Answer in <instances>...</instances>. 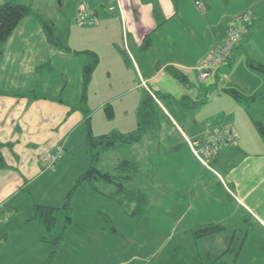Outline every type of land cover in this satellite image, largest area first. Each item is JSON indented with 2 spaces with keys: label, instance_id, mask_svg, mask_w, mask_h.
I'll use <instances>...</instances> for the list:
<instances>
[{
  "label": "crops",
  "instance_id": "0c3cea01",
  "mask_svg": "<svg viewBox=\"0 0 264 264\" xmlns=\"http://www.w3.org/2000/svg\"><path fill=\"white\" fill-rule=\"evenodd\" d=\"M196 1L78 0L74 14L64 22L63 40L69 48L65 51L46 37L41 18L46 19L41 15L43 7H39L42 0H0V6L14 3L34 12L0 45V154L7 165L0 170V215L5 217L0 224V264H47L51 248L41 241L43 229L37 220H31L32 211L35 206H62L68 191L88 168L87 151L81 156L83 160L79 153L86 143L85 114L79 108L85 105L83 69L92 60L88 53L99 59L86 101L94 136L136 131L143 92L164 98L160 101L162 124L134 145L159 152L162 145L150 144V137L171 142L173 154L151 170L159 185L161 220L170 222L165 231L168 239L154 245L153 237L141 233V225L120 212L133 232L127 233L132 236L130 246L121 258L117 244H110L112 237L101 231V218L94 209L103 198L88 191L83 201L72 202V224L53 264H157L162 247L167 244V250L180 237H192L198 227L214 224L240 232L251 221L264 250V136L257 125H264V98L239 103L226 93L235 90L247 97L260 93L263 77L248 67L247 57V85L227 87L237 79L235 60L244 50L242 42L228 65L212 79L202 82L199 71L231 18L252 11L219 18L214 0H205L203 11L196 7ZM52 3L49 0V10L44 12L54 11ZM59 3L63 7L62 0ZM82 6L94 24H89L88 18L79 20ZM224 21H228L226 25ZM254 24L253 19L243 40L249 41ZM146 40L150 41L147 49ZM254 59L264 65L262 59ZM168 68L182 73L185 84L175 80ZM28 85L31 89H26ZM122 89L123 93L117 94ZM110 93L115 95L106 97ZM129 95H133L136 108L134 118L129 120L128 113L116 111L112 121L105 117L107 107L112 111L123 107L119 101ZM207 124L230 126L238 133L236 144L218 148L209 159L211 169L195 158L188 145V140L204 142ZM120 147L110 151L126 149ZM145 148H140L142 157ZM58 149H63L61 159L47 170ZM78 161L83 163L79 166ZM67 176L71 178L65 183ZM136 176L128 188L140 192L138 179L143 173ZM179 177H185L184 183ZM101 184L97 183L98 189ZM89 200L93 203L87 209L83 203ZM148 219L147 226L153 232L150 216ZM92 238L97 240L92 242Z\"/></svg>",
  "mask_w": 264,
  "mask_h": 264
},
{
  "label": "trees",
  "instance_id": "16d2710c",
  "mask_svg": "<svg viewBox=\"0 0 264 264\" xmlns=\"http://www.w3.org/2000/svg\"><path fill=\"white\" fill-rule=\"evenodd\" d=\"M33 13L32 8L19 4L5 3L0 6V45L6 43L19 27L20 23L25 18L33 15ZM41 23L49 43L62 50L69 51V48L63 39H55V26L42 18ZM149 44L150 41L146 40L144 48L147 49ZM88 54L92 57V60L83 69V104H86L89 85L91 84L93 74L99 64V59L95 54ZM231 58L229 59V62L231 61ZM248 67L259 73L264 81L263 64L249 59ZM166 71L175 80L185 84L186 78L182 73L174 68H168ZM226 93L236 102L241 103L243 101H248L250 103L264 98V87L262 92L249 97L235 90H226ZM153 94L156 99L153 98L148 91L143 92L138 112V127L136 131L126 135L113 134L98 137L94 136L89 110L85 108V105H81L79 108L85 114L84 132L85 142L88 149V168L77 178L73 187L68 191L62 206H35L31 214V220H37L42 226L43 236L41 241L48 244L51 248L47 264H53L61 244L65 239L66 231L72 224V202L74 199L83 201L84 193H87L88 191L101 194V191L97 188V183L99 182L115 188V196L118 199V203L126 208L124 214L132 221L140 222L147 215L148 202L146 196L141 192L133 191L128 188L129 182L137 174V169L134 163L123 161L114 168L113 173H103L98 167L104 153L122 145L138 144L142 141L145 135L152 133L159 127L160 120L162 121L164 114L158 102L161 103L160 101L164 98L161 96L159 97L155 93ZM33 97L38 96L34 95ZM105 113L107 118L112 121L113 111L110 106L105 109ZM257 125L259 131L264 136V125L262 123H258ZM62 154L63 149L62 153L59 155L58 161L61 159ZM6 167V162L0 154V170L5 169ZM61 215L64 216L62 219V229L58 231V223L61 219ZM1 219L5 220V217L1 216ZM113 232H115L114 229ZM224 234L227 235V238L225 239L226 248L220 255L212 253H193L186 249V245L176 244L169 252L166 264H225L226 262H224V260L229 257L232 258V260H229H231L233 264H236L241 256L249 232H245L243 237H239L237 230L230 231L223 226L210 224L198 227L193 231V244L196 246L201 240L214 239L216 236Z\"/></svg>",
  "mask_w": 264,
  "mask_h": 264
},
{
  "label": "rangeland",
  "instance_id": "374dc122",
  "mask_svg": "<svg viewBox=\"0 0 264 264\" xmlns=\"http://www.w3.org/2000/svg\"><path fill=\"white\" fill-rule=\"evenodd\" d=\"M40 1V0H39ZM44 3H42L43 9L49 10V0H42ZM51 1V0H50ZM53 3L51 6L53 7L54 11L48 13L44 12V10L41 8L43 12H41V15L48 20L53 21L52 23L55 26V39H64L63 33H65L66 26L64 24L66 19L71 18V16L74 14V8L77 7L79 2L78 0H71L70 2L68 0H62L63 7L60 6L61 0H52ZM68 5H71L69 7ZM213 7V6H211ZM214 7L219 10L218 17L222 18V16H231L233 14L244 12L246 9L251 10L253 14L254 19V26L252 27L249 35V41H246L247 39L242 41V47H244L243 51H240L239 56L240 58H236L235 60V67L237 68V71L235 72V77L237 79L233 80V83L227 84V87H233L236 89H240L239 87H244L247 84V78L245 76L247 65H246V59L247 57H250V59L255 60V58L262 59L264 61V0H214ZM250 12V11H249ZM230 19V18H229ZM232 19V18H231ZM228 22V21H227ZM224 21V24L227 23ZM250 27V26H249ZM248 27V28H249ZM221 38V37H220ZM64 41V40H63ZM256 42V44L254 43ZM246 51V52H245ZM238 66V67H237ZM234 77V78H235ZM240 82L242 84H240ZM29 83V82H27ZM30 84V83H29ZM32 85V84H31ZM241 85V86H238ZM27 87V86H26ZM31 89L28 85V88ZM242 89V88H241ZM125 89H122L117 94L123 93ZM27 91V90H26ZM115 95L114 93L107 94L106 97L110 96L112 97ZM159 96V95H158ZM133 95L125 96L124 100H121L119 102H123L122 106H119L117 110H114L113 112L117 113H128L131 120L133 117V112L136 108H133L134 100L132 99ZM160 97V96H159ZM88 102V100H87ZM87 103L85 104V108ZM120 105V103H119ZM161 106V104L159 105ZM111 107V106H110ZM112 108V107H111ZM92 112V111H91ZM101 115L103 110L100 111ZM106 117V115H105ZM132 117V118H131ZM99 115H96L95 120H98ZM119 120V117H117ZM161 118V117H159ZM128 120V121H129ZM116 122V121H115ZM114 122V123H115ZM162 124V121L160 120V125ZM138 127V126H137ZM136 127V128H137ZM153 133V132H152ZM151 139L154 144L160 143L162 145V150L159 152L153 149L152 147L145 148V146L136 147V145H122V148L119 151H110L109 153L103 154L102 161L104 162L101 167L103 169V172L105 173H113V170L116 165L119 163H122L124 160L126 161H132L136 165L137 169V176L142 175L139 177V185H140V192L143 193L147 198V215L141 220L140 222H135L142 227L139 226V228L142 230L141 233L145 234L147 233L149 236L153 237V243L156 245V243L164 244V242L168 239V236H165V231L167 232V227L169 226V221H162L161 217L162 215L159 214V212L162 211L160 203L158 200L160 197V192L158 190L159 185L158 181L153 176V173H151V170L154 171L155 167H159L158 164L161 162L162 159H166V161L169 159V157L173 154V148L171 147L170 141H163L159 142L156 137ZM205 141V137H204ZM194 140H188V145L191 149V144H193ZM204 143V142H203ZM202 143V144H203ZM120 147V148H121ZM140 148H145L143 157ZM84 150V152H83ZM87 145L85 143L84 147L80 146L79 153L80 158L83 160V154L86 155L87 151ZM192 154L195 156L191 149ZM195 158L199 161V159L195 156ZM189 162H191L188 159ZM208 161L209 168L213 167V164L210 160ZM79 166L83 163V161H78ZM85 162V161H84ZM200 162V161H199ZM191 164H193L191 162ZM203 170L201 169V173ZM205 172V171H204ZM134 176V177H135ZM71 177L67 176L65 178V183L69 181ZM185 177H179L178 181L180 183H184ZM188 183L190 186L192 185V180H188ZM103 187H99V190L101 191L102 200H100V203H96V206L94 207L97 216L101 218V231L105 233L106 235H110L112 238H110V244H117L118 249L121 250L120 256L121 258L126 256L128 252L125 250L128 249V246H130L128 243L130 242V239L132 236H128L127 233H133L128 225H126V222L122 219V216L120 215V212L124 214L126 212V208L120 203H118V199L115 196V188L110 185H106L104 187V184H101ZM129 186V185H128ZM64 197V196H63ZM80 201V200H79ZM93 203V201L89 200L88 202H84L83 206L88 209L90 208V205ZM80 207H82L81 204H78ZM118 216V218L116 217ZM150 216V225L153 230L150 231L147 226V223L149 221ZM61 219L58 223V231L62 229V219L64 216H60ZM125 218V217H124ZM148 220H147V219ZM130 222V221H129ZM143 222V225H142ZM69 229V228H68ZM113 229L115 232H113ZM67 232V231H66ZM245 232H249L248 238L245 242L243 251L241 253L240 258L236 262V264H264V250H262L261 241L262 239L259 237L257 228L253 225L252 221L251 223H246V226L241 228V231L238 232L239 237H243ZM146 235V234H145ZM227 238V235H220L216 236L214 239H204L199 241L197 246H195L193 243V239L191 236L183 237L181 240H176L175 242L170 244V247L167 250H164L167 244L165 245L164 249L163 247L160 249V252L158 254L157 264H161L164 261H167L169 252L174 248L176 244H184L186 245V249L189 252L193 253H212L215 255H220L226 248L225 245V239ZM183 239V240H182ZM97 238H92V242H95ZM64 243V242H63ZM63 243L61 244L60 249L63 246ZM151 243V242H150ZM152 245V243H151ZM153 246V245H152ZM59 249V251H60ZM164 250V251H163ZM188 252V253H189ZM59 253V252H58ZM165 257V259L163 258ZM164 259V260H163ZM232 258H227L224 260L226 262L225 264H233L231 260Z\"/></svg>",
  "mask_w": 264,
  "mask_h": 264
},
{
  "label": "built area",
  "instance_id": "2783aa9c",
  "mask_svg": "<svg viewBox=\"0 0 264 264\" xmlns=\"http://www.w3.org/2000/svg\"><path fill=\"white\" fill-rule=\"evenodd\" d=\"M196 7L203 11L205 8V0H197L195 2ZM79 20L88 18L89 24H94V19L87 12L85 6H82L79 11ZM252 24V14L246 12L240 16L233 17L227 27L224 36L219 38L216 42L214 49L207 60L203 61L199 66L200 80L209 81L216 75L219 69L226 67L229 63L235 48L240 45L244 37L248 32V27ZM150 95L156 99L153 92L148 91ZM158 102V101H157ZM160 105V103L158 102ZM205 141L203 144H199L195 141L191 144V149L195 156L199 159L200 163L207 169L209 168L208 161L211 157H214L216 150L221 147H232L238 140V133L230 126L226 127H213L211 124H207L204 132ZM62 153V149H58V152L50 157L47 163V170L53 168L54 164L58 161L59 155ZM4 221L0 216V224Z\"/></svg>",
  "mask_w": 264,
  "mask_h": 264
}]
</instances>
